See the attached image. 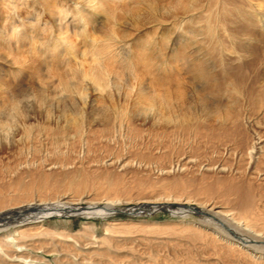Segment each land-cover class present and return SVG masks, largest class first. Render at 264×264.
<instances>
[{"label": "rangeland", "instance_id": "obj_1", "mask_svg": "<svg viewBox=\"0 0 264 264\" xmlns=\"http://www.w3.org/2000/svg\"><path fill=\"white\" fill-rule=\"evenodd\" d=\"M143 1L29 0V6L14 1L11 2L15 5V8L12 5L14 13L12 9L2 7V0H0V7H2L0 26L3 28L20 26L27 34L20 35L17 40L13 38V35L0 34V123L2 124H0V134L2 128L5 126L7 128V124L10 125L8 131L12 133L15 130V127L11 126L13 125L11 118L13 119L19 113L14 115L13 108L9 104L15 96L21 100L28 95L22 100L24 102L21 106L25 113L33 115L41 122L38 126L36 120L29 121V126L31 123L36 124L33 125L35 134L38 129H42L40 126L50 125V134H47V137L43 136L41 141L36 143V147L41 150L37 154L28 149L30 144L22 126L18 127V135L13 142L7 144L8 142L2 140L0 143V190L3 191L6 199L23 195V193L27 194L28 191L10 187L17 178L10 168L17 166L26 158L30 160L32 158L40 160L42 157L57 158L58 151H56L55 141L60 136L58 135L59 130L61 131L65 123L63 121L58 123L57 120L51 121V124L46 123L44 116L47 114L43 110L46 106L39 105L38 93L45 96L46 100L43 104H59L63 100L64 90L61 89L58 79L54 77L57 74L70 73L72 77L68 76L66 81L71 78L72 80L77 79L78 83L84 85L78 72L79 60L86 56L93 60L97 70L104 66L116 69L117 72H114L119 74L120 80L117 82L122 84V89H111L115 95L112 99H108L104 95L105 92L93 91L91 100H93L94 111L90 114L89 120L92 119V124H94L89 131L90 139L94 143L92 142L89 147V152L87 155L80 154V152L78 154L80 144H75L72 147V155L68 158L70 162L77 160V163L69 164L66 169L58 167L53 170H44L40 166L33 167L30 171L34 180H37L41 174H45L49 176V179L51 178V183L57 181L58 186L55 188L58 189H55L53 185H49L46 189L35 186L31 188V192L33 191L35 196L60 193L67 188L63 179L70 181L76 176L73 179V181L76 179L75 184H78L79 180L87 181V184H84L85 187L79 185L71 189L85 188L90 193V198L103 201L106 195H114L113 188L109 190L111 186L108 185V181L118 182V187L114 191L117 190L118 195L127 200L117 205V208L125 211H128V208H136L137 201L148 196L154 197L152 200H161L167 198L169 194L184 195L188 198L184 201L186 203L175 202L171 208L176 212L185 209V217L188 218L182 214L172 215L166 209L155 210L149 206L144 212L135 209L137 213L134 214H129L132 210H129L128 214L117 210L116 213L106 218L96 216L51 217L49 221H63L64 223L71 221L74 229L87 224L101 232L106 224L127 223L129 227L125 228L126 230L138 231V234L143 235L145 241L149 242L144 243L146 248L144 250L147 253L153 254L154 252L160 257L168 258L164 261L166 264H197L204 258L213 259L210 255L212 248L202 244L203 241L200 239L194 240L187 230L190 227L189 221L190 225H194L201 223V220H212L211 216L197 213L204 202L217 201L230 206L237 212L241 208V201L248 194L252 198L251 201L256 211L261 214L258 223L264 224V177L259 176L258 173L264 172V158L260 156L253 162V168H251V160L245 150L251 138L254 137V133H257L259 136H256L262 140L264 155V107L252 109L248 105L249 101L230 91L211 96L208 90L201 88L200 95H208L209 102L225 104L223 113L236 107L234 103L239 97L238 108L243 111L247 105L254 121L253 125L243 124L236 141L230 143L232 145L224 142L220 144L205 134L187 137L178 130L174 132V123L171 120L175 118L176 121H181L184 116H190L188 106L191 104H185V109L183 103L192 101L194 110H201L202 106L198 101V96H195L191 89V86L200 88L204 83L195 75L197 69L207 68L217 77L222 75L220 70L222 66L219 64L220 45L224 44L223 42L227 39L224 35L221 37L218 35L222 29L216 26H214L216 28L214 34L219 38H216V42L211 39L212 33L208 32V27L213 21L211 20L212 15L208 14L212 9L206 7V2L210 0H181L179 6L177 3L170 5L171 0H148L154 3V9H149ZM192 1L196 8L187 14L183 11L184 6L187 7ZM33 3L37 4L35 11L30 8ZM60 8L63 9V13L59 16ZM136 10L137 13H135ZM8 11L12 16L16 15L19 23L7 24L9 21L5 17ZM80 12L84 18L81 15V18L75 16ZM28 13L34 14L36 19L40 17L43 23L34 27L33 23L36 19L33 20V17L27 19ZM60 20H63V29L66 33L56 36L59 32L53 26ZM45 22L49 23V25L46 24V28H44ZM262 35L258 43V40L253 41V53L246 60L244 59V65L254 61L257 56L261 58L259 52L256 54V48H259L258 51L264 48V32ZM59 37H64L65 41L60 40ZM262 39L263 41L260 42ZM234 64L240 63L236 61ZM262 71H264V64H259L257 71L243 70V75L245 73L248 77L245 80L247 89L254 91L252 94L257 95L258 98L264 97V78L257 79ZM134 76L142 79L145 87L137 82L133 83L135 84L133 88L123 84L126 77ZM119 91L123 93L120 97H118ZM101 95L104 96L101 97ZM164 99L169 100V108L164 105ZM103 103H106L108 107L112 105L113 110L117 109L116 111L120 110L132 116L131 128L133 132L135 131L132 132L133 135L124 134L109 141L103 138L104 128L100 125L103 118L102 112L106 110L100 107ZM8 104L13 117L9 115V109L5 108ZM114 111L110 112L114 113ZM202 126L206 130L209 128L207 123H203ZM93 136H97L95 141ZM110 157H126L128 164L124 168L108 165L106 160ZM216 162L233 167L234 171L217 173L205 170V164L214 165ZM24 181L28 182L30 178L26 177ZM176 184L182 186L176 187ZM235 187H239V191L234 195L230 193V189L233 190ZM129 198L132 200L128 201ZM101 201L98 204L99 207H103L105 203ZM195 201L198 203L196 204ZM87 205L79 204L80 207ZM213 221L216 222V220ZM152 226L156 228L153 232ZM204 245L207 247L205 248ZM120 254L122 257L125 256L123 253ZM49 258L53 259V256L49 255ZM107 258L108 260L111 258L116 264L123 261L121 258L116 259L117 255L110 251L105 252L101 261L108 264Z\"/></svg>", "mask_w": 264, "mask_h": 264}, {"label": "bare ground", "instance_id": "obj_2", "mask_svg": "<svg viewBox=\"0 0 264 264\" xmlns=\"http://www.w3.org/2000/svg\"><path fill=\"white\" fill-rule=\"evenodd\" d=\"M14 1H19L22 5L29 6V0H2V7L5 6L8 7V9H12V5L14 4L11 2ZM180 1L181 0H171L169 4L173 5L177 3L179 6ZM143 2L144 4L146 3L149 9H154V3L152 1L144 0ZM206 4L208 9H212L208 14L209 16L212 15L211 20L213 21L208 27V32L212 33L211 39L216 42V38L218 39L219 36L221 37L222 35L227 39L223 42L224 44L220 45L221 56L219 64L222 66V69H220L222 75L217 77L211 72V70L199 67L195 75L204 83L200 88L191 86V89L194 91L195 96H198V101L202 106L201 110L195 111L192 106V101H187V103L185 102L183 105L186 109L185 104H191L188 106L190 116H184L181 121H176L175 118H171L173 119L171 121L174 123L173 131L175 132L178 130L181 134L183 133V136L196 137L205 134L207 137L215 139L220 144L224 142L232 145L230 143L236 141L243 124L249 126L253 125L254 121L250 115V109H248L246 105V108L244 107L245 109L243 111L239 110V97H237L238 99L234 103L236 107L223 113L225 110V104L220 102H209L208 95L201 96L200 93L202 90H208L211 96H213V94L220 95L225 91H230L232 94L242 96L245 100L249 101L250 103L248 105L252 109H260L262 106L264 107V97L258 98L257 95L252 94L254 91L247 89L245 80L248 77L245 76V73L243 75V70L252 71L254 69V71H257L258 65L264 64V48L262 50L260 49L261 51H258L259 48H256V54L258 52L260 53V59L257 56L254 61L245 65L243 64L246 58L250 57L253 53V41L258 40V43L259 39L263 37L264 0H210L208 3L206 2ZM36 5L37 4L33 3L30 8L35 11ZM2 7H0V9ZM13 8H15V5ZM195 8L196 6L192 1L187 7L184 6L183 11H186L185 13L188 14L190 11L195 10ZM14 11L15 10H13V12ZM61 13H63V9L60 8L58 12L59 16ZM135 13H137V10ZM34 14L28 13V16H26L28 17L27 19L33 17L32 19L35 20L37 17ZM80 15L82 16V12L75 16L81 18ZM15 16H12L8 11L7 16L5 17V19H8L9 21L7 24L15 25L16 22L19 23ZM82 18H84V16H82ZM41 23H43V20L41 21L39 17L33 25L35 27L39 26ZM46 24L49 25V23L45 22L44 28H46ZM214 26L222 29L218 34L219 36L214 34L216 33V28H214ZM53 27L59 32L56 36H62V34L64 35L66 33L63 29V20H60ZM1 33L4 34V36L13 35V38L16 40L20 35L26 34L25 30H22L20 26H17V28H3L0 26V34ZM5 33L8 34L5 35ZM59 38L60 40L65 41L64 37ZM262 41L263 39L260 40V42ZM213 52L215 51L213 50ZM236 61L240 64H234ZM114 71H116V69L114 70L109 66H104L102 69L97 70L96 64L93 60L84 56L79 60L78 72V76L84 81V85L78 83L75 77V80H72L71 78L69 81H66L68 76L72 77V74L70 73L57 74L54 75V77L58 79V82L61 83V89L64 90L63 100L56 105H46L43 104L46 100L45 96L42 93H38L37 98L39 105L42 104L46 106L43 109L47 114L44 116L47 120L46 123L51 124V121L53 120H57L56 122L58 123L59 121L65 123L64 126H62L61 131L59 130L60 133H58V135L60 136H58L55 141L58 156L56 159L42 157L40 160H36L35 158L30 160L26 158L24 161L19 162L17 166L10 168V171H13V174L17 176L16 180L10 187L13 189L16 188L17 190L23 189L28 192L27 194L23 193V195L6 199L3 195V191L0 190V264H104L101 260L106 251L115 253L117 255L116 259L121 258L122 256H120V253H123L125 256L121 258L123 261L120 262V264H166L164 261H167L168 258L160 257L158 253L156 254L154 252V255L152 253L149 254L144 250L146 249L144 243L149 242L145 241L146 239L143 235L138 234V231L126 230L125 228L129 227L127 223V226L124 223L106 224L102 230L103 232H101L97 231L91 225L82 224L78 229H74L71 221L66 223L63 221L52 222L49 221V219L51 217L78 218L84 216L106 218L116 213L117 210L126 214L129 213V210H132L129 214H134L137 211L135 209H138V211L140 210L139 212H144L146 211V207L149 206L155 210L166 209L171 212L172 215L182 214L185 217V209L176 212L173 211L171 207L175 202L185 204L186 202L184 201L186 199L188 200L186 196L169 194L165 199H161L162 196L161 198L159 197L161 200H152L154 197L148 196L139 202L137 201L138 205L136 208H128V211H125L124 209L117 208V205H120L127 200L118 195L117 190L114 191V189H117L116 187H118V182L111 183L108 181V185L111 186L109 190L113 188L112 192L114 195L111 196L108 194L103 201H97L94 198H90V193L86 191L85 188L82 189L81 187L80 189L77 187L76 190H73L74 188L71 189L72 187L79 185L84 186V184H87V181L85 182L81 180L77 182L78 184H75L76 179L74 181L73 179L76 176L70 181L66 178L63 179L65 180L64 184L67 188L60 193L54 192L47 195L40 194L35 196L33 191L31 192V188H34L35 186L40 189H46L49 185H53L54 188L55 186H58L56 180L54 183H51V178L49 179V176H45V174H41L37 180H34L30 171L33 167L40 166L44 170H53L58 167L66 169L69 164L77 163V160H74V162H70L69 160L72 155V147L75 144H80V151L79 148L77 151L78 154L80 152V154L84 153L87 155L89 147L93 142V140L90 139L91 135L89 131V128L94 124H92V119L91 121L89 120L90 114L94 111V104L93 100H91V95L94 94L95 91H101L105 92L104 95L108 97V99H112L115 95L111 89H122V84L117 82L120 80L119 74L116 73L117 71ZM262 78H264V71L259 74L257 79ZM135 82H137V84L140 83V86L145 87L143 86L142 79L138 76L126 77L125 83L123 84L133 88L136 84ZM133 83L135 84L133 85ZM122 94L123 93L119 91L118 97L122 96ZM104 95H101V97ZM27 96L28 95H25L23 99L27 98ZM23 99L19 100L18 97L15 96L10 100V102H12H9V104L11 105V108H13L14 115L19 113V115H15L14 117L10 105L8 104L7 107L4 106L6 109H9V115L13 117V119L11 118L13 121V125L11 126H14L15 130L12 133L10 130L8 131L10 126L8 124L7 128H5L6 126L2 128L0 143L2 140L8 142L7 144L13 142L18 135V127L22 126L27 134L25 137L30 144L28 149H31L30 152L37 154L41 151L36 147L38 144L37 142L39 140L41 141L43 136L50 134V125L45 126L44 124L40 126L42 129H38L40 131L37 130V134H35L36 132L34 133L33 125L36 124L31 123L29 126L28 123L30 120H36V118L23 111L21 106L24 102L22 101ZM163 101L164 105L169 108V100L164 99ZM105 104L103 103L100 106L106 110H104L105 112H102V122L99 120L100 125L104 128L102 131V134L104 135L103 138L109 141L116 136H123L124 134L133 135L135 131L133 132V129L131 128V124L133 123L132 116L119 109V111H116L117 109H114V111L112 105L108 107V105ZM19 106L21 108H19ZM109 110L114 111V113ZM36 121L39 126L41 122H39V120ZM203 123L209 124L207 130L206 128H203ZM203 129L205 131H203ZM8 132L10 133L8 134ZM38 132L40 133L38 134ZM256 135L258 134L254 133V137L251 138L249 146H246L245 148L247 155L250 157L251 165L255 160H258L260 156H263L264 158L262 140L258 138L259 135ZM92 138H94L95 141L97 136H93ZM125 159L126 157H110L106 160V163L108 165H115L124 168L128 164ZM250 167L253 168V165ZM204 168L207 171L212 170L217 173L234 171L233 167H228L220 162H216L214 165L205 164ZM258 173L260 174L259 176L264 177L263 171ZM26 177L30 178V181H24V178ZM175 186L181 187L182 185L176 184ZM55 189L58 188L56 187ZM238 191L239 187H235L233 190L230 189V193L232 194ZM129 200L132 199L129 198L128 201ZM251 200L252 198L247 194L241 201V208L237 212L230 206L217 201L204 202L200 209L197 208L198 214L211 216L212 220H201V223L194 225H190L191 222L189 221L188 224L190 227H188L187 230L194 240L200 239L203 241L202 244H206L208 247L210 246L212 248L210 249V251H212L210 255L213 257V259H201L202 262L200 261L197 264H264V224L261 222V224L258 223L261 214L256 211L255 205H253V201ZM100 201L102 203L105 202L103 207L98 206ZM80 203L88 205L80 207ZM197 203L198 202H196V204ZM185 218L188 217L186 216ZM213 220H216V222ZM158 227H160V225H158ZM151 230L153 232L156 228L152 226ZM206 245H204L205 248L207 247ZM49 255H52L53 259H50ZM108 262V264H116L113 263L111 258H109Z\"/></svg>", "mask_w": 264, "mask_h": 264}]
</instances>
